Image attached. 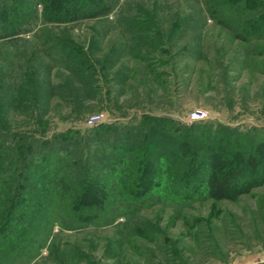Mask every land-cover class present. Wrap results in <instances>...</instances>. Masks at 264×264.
Segmentation results:
<instances>
[{"label":"rangeland","instance_id":"374dc122","mask_svg":"<svg viewBox=\"0 0 264 264\" xmlns=\"http://www.w3.org/2000/svg\"><path fill=\"white\" fill-rule=\"evenodd\" d=\"M216 1L118 0L107 15L48 25L35 39L36 28L22 33L21 40L0 42L2 139L11 143L27 135L39 144L67 130L137 123L146 114L168 118L172 126L199 122L235 128L259 141L264 137V31H245L244 13L230 18L235 10ZM260 1L254 16L264 14ZM44 33L66 38L89 58L93 70L86 63L82 75L74 74L56 48L43 57ZM23 90L34 95L21 99ZM195 109L207 110L208 117L188 120ZM98 113L104 121L87 125L86 119ZM20 170L0 173V221L18 181L32 168ZM23 194L18 207L29 217V194ZM137 205H129L111 224L74 222L71 228L65 219L71 212L55 196L38 226L29 229L28 240L3 264H60L74 252L78 264H86L84 255L98 264L264 261V178L233 197L181 201L155 196ZM124 217H132L127 226L116 223ZM136 221L155 224L154 241L131 231ZM6 229L17 232L11 222Z\"/></svg>","mask_w":264,"mask_h":264},{"label":"trees","instance_id":"16d2710c","mask_svg":"<svg viewBox=\"0 0 264 264\" xmlns=\"http://www.w3.org/2000/svg\"><path fill=\"white\" fill-rule=\"evenodd\" d=\"M117 1L0 0V42L21 40L22 33L36 28L32 35L35 39L38 31H44L48 25L107 15ZM216 2L218 7L225 3L230 11L235 10L230 18H235L232 14L244 13L245 31L253 28L258 34L264 31L263 24L258 23L264 14L253 15L263 5L260 0ZM216 7L211 8L212 13L217 11ZM42 35L39 52L43 57H49L56 48L65 68L74 74L82 75L88 69L86 63L93 70L89 58L73 48L66 38ZM3 77L0 73L1 91ZM23 92L21 99L28 100V96L34 95ZM167 119L143 114L137 123L113 122L84 131L67 130L54 135L53 140L43 138L39 144L27 135L7 143L1 137L5 134H0V173L7 169L22 173L20 169L28 171V167L33 170L18 181L1 212L0 264L4 259L9 260L10 252L20 247L21 241L28 240L29 229L38 226V219L44 216L55 196L71 212L65 218L71 228L74 222L78 226H100L111 224L118 214H126L129 205L137 207L155 196L181 201L204 196L233 197L264 178V137L258 141L247 131L214 128L199 122L172 126ZM5 184L8 185L6 181ZM23 193L29 194L26 198L32 212L31 215L28 212L29 217L18 207L25 199ZM131 218L124 217L116 223L127 226ZM10 222L16 233L7 232ZM132 225L133 233L155 240L158 229L155 224L136 221ZM75 256H78L76 252L69 256V261L60 258V264H78ZM83 258L86 264H98L87 255Z\"/></svg>","mask_w":264,"mask_h":264},{"label":"built area","instance_id":"2783aa9c","mask_svg":"<svg viewBox=\"0 0 264 264\" xmlns=\"http://www.w3.org/2000/svg\"><path fill=\"white\" fill-rule=\"evenodd\" d=\"M208 117V111L204 109H195L189 112L187 119L190 121H199ZM105 116L102 113L92 114L86 119V124L93 126L96 123L104 121Z\"/></svg>","mask_w":264,"mask_h":264},{"label":"crops","instance_id":"0c3cea01","mask_svg":"<svg viewBox=\"0 0 264 264\" xmlns=\"http://www.w3.org/2000/svg\"><path fill=\"white\" fill-rule=\"evenodd\" d=\"M252 263V262H251Z\"/></svg>","mask_w":264,"mask_h":264}]
</instances>
